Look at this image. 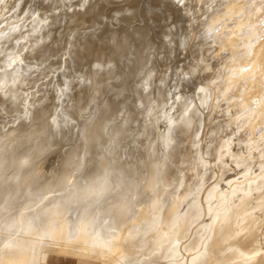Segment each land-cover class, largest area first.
Wrapping results in <instances>:
<instances>
[{"label": "bare ground", "instance_id": "obj_1", "mask_svg": "<svg viewBox=\"0 0 264 264\" xmlns=\"http://www.w3.org/2000/svg\"><path fill=\"white\" fill-rule=\"evenodd\" d=\"M27 1L0 0V264H264V0Z\"/></svg>", "mask_w": 264, "mask_h": 264}, {"label": "rangeland", "instance_id": "obj_2", "mask_svg": "<svg viewBox=\"0 0 264 264\" xmlns=\"http://www.w3.org/2000/svg\"><path fill=\"white\" fill-rule=\"evenodd\" d=\"M11 1H15V0H11ZM28 1L30 2V1H33V0H28ZM28 1H27V3L25 2V4H28V3H29ZM68 1H70V2H69L70 4H68V5L70 6V5L72 4V0H68ZM73 1H74V3H76V0H73ZM77 1H78V0H77ZM157 1H159V0H157ZM161 1L163 2V4H162V2H160V1H159L158 3H156V1H155V2H152V0H151V1L149 2V4H150V3H153V5H156V6H155L156 8H154V6H153L152 4H150L151 6L148 4L149 6L147 5L145 9L148 11V8H147V7H151V8L153 7L154 10L156 9L155 12H158V13H159V10H160V9H163L164 7H166L165 10L162 11L163 13H162L161 10H160V13H159V14H160V17H161L162 14H165L166 9H168V8L171 7L170 9H168L167 12L170 11V12L174 13V14H173V16H175V17L173 18L174 20H176L175 18H178V19H179V18H181V17L183 16V12L181 11V10H183V7H182L183 5L181 6V4L183 3L182 0H180L182 3L178 2L179 0H178V1H177V0H169V1H168V0H161ZM166 1H167V2L174 1V2L177 4V6H176V4H175V6H173L174 4H170V3H173V2H170V3L168 4ZM58 2H59V0H58ZM60 2H62V0H61ZM60 2H59V3H60ZM63 2H67V1L64 0ZM59 3H58V5H59ZM67 3H68V2H67ZM67 3H66V6H67V8H68L69 6L67 5ZM78 3H81V4H82V3H83V0H82V2H79V1H78ZM84 3H85V1H84ZM84 3H83V4H84ZM164 3H166V4H164ZM178 3H179V4H178ZM61 4H62V3H61ZM61 4H60V6H55V7H56V10H57V7H58V8H61V7L64 8V7H66L64 3H63L64 6H63V5L61 6ZM53 5H54V4H53ZM55 5H57V3H56ZM166 5H167V6H166ZM170 5H171V6H170ZM178 5H180L181 8H180ZM16 6H17V5H16ZM51 6H52V5H51ZM51 6H50V7H51ZM168 6H169V7H168ZM52 7H53V6H52ZM138 7H139V6H138ZM158 7H159L160 9H159ZM167 7H168V8H167ZM174 7H176V8H174ZM178 7H179L180 9H179ZM62 8H61V10H62ZM139 8L141 9L142 7H139ZM139 8L136 7V9H139ZM151 8H149L151 12H150V11H149V12L145 11L144 7L142 8L145 12H147L148 14H150V15H148L149 18L146 17V16H147V13H146V15H145L142 9H141V11H142L143 13H141L140 10H139V11H140V12H139V11L135 10L134 8H132V10H133V11L135 10L136 13L139 12V13H141V14H140L141 16H142L143 14H144V16H145V18H144V16H143V18L145 19V20H144L143 18H140L141 16H140V17L138 16L139 13H137V16H136V13L133 12L134 15L137 17V20H136V17L134 16V17H135V18H134V20H135L134 23H137L138 25H141L142 23L140 24V22H143V24L146 23V26H148V24H149V26H152L155 22L158 21L157 23H155V26L153 25L152 27L155 28V30H156L157 28L159 29V27L161 26V24H160V19H159L160 17L157 18V19H159V20H157V21H155V22L152 21V19L154 18L153 16H156V15H153L154 12H152L153 9L151 10ZM157 8H158V9H157ZM24 9H25V7L21 10V11H22L21 14H22L23 18H24V17L26 18V16H27V17H30V16L33 15V14H34L35 17H36V14H37V13L35 14V12H36V9H35V8H32V9H34L33 12H32V9H31V8H27V7H26L25 12H24ZM27 9H28L27 13L29 12V14H30V13L32 12V14H30V15L27 14V15H26V10H27ZM29 9H31V10H29ZM50 9H51V11H53L52 9L55 10L54 7H53V8H50ZM50 9H49V10H50ZM65 9H66V8H64L63 11H65ZM124 9H125V8H124ZM125 10H126V9H125ZM58 11H60V9H59ZM58 11H57V12L55 11V12H56V13H62V12H63V11H62V12H61V11L58 12ZM180 11H181L182 13H181ZM3 12H4V13H3ZM23 12H24V13H23ZM125 12H126V11H125ZM56 13H55V14H56ZM161 13H162V14H161ZM4 14H5V11L0 12V15H1L0 18H3ZM113 14H114V13H113ZM155 14H156V13H155ZM159 14H158V15H159ZM14 15H15V14L12 13V15H11L10 18H9L10 20H9L8 22H7L6 20H4L5 22H4V21L2 22V23H4L3 25H6L5 23L7 22L8 29H12V26H13V25H12V24H13L12 21L18 20V19H16V17H13ZM34 15H33V18H32V16H31L30 18H31V20H33V22H34V20H35L34 23L32 22V23H33L32 25L35 26L34 29H33V31H36V29H37L38 26H39V25H38L39 23H36V22H39V21H37V20H39V19L41 20L42 18H39V19H38V18L36 17L37 19H34V18H35ZM105 15H106L107 17L104 16V18H100V17H101V16H100V17H99L100 20L97 19V21H99V22L96 21V22H97V23L95 22L96 25L93 24V26L91 25L92 27H91V26H86V27H88V28L82 26V27H84V28L81 27L80 29H83V30H84V29L86 28L87 30L89 29V31H91V30L93 31V30H94L93 28H95V26H97L98 23H100L101 19H102V21H101L102 23H105V21L108 20L106 23H109V26H110V27H111V26H112V27H117V26H118V27H121V28L124 27V28H123L124 30H128V29H129V28H128V25L126 26V24L129 23V22L132 21V20H130L129 22H127V18L124 19V16L122 17L121 14H120V15H119V14L117 15L116 13H115L114 15H111L112 20H111V17H109L110 15H109V16H108L107 14H105ZM116 15H117V16H116ZM152 15H153V16H152ZM158 15H157V16H158ZM39 16L42 17L41 15H39ZM102 16H103V15H102ZM113 16H114V19H115L116 21L113 19ZM119 17H120L121 19H124L127 23H126V24H123V22L125 23V21L123 20V22H122L123 26H122V24H121V26H120V22H121L122 20H121V19L119 20ZM150 17H152V19H151ZM107 18H109V19H107ZM116 18H118V19H116ZM146 18H147L148 20L150 19V20L152 21V23H153V22H154V23H153V24L151 23V24H152V25H151V24H150L151 21H150V20L148 21ZM155 18H156V17H155ZM155 18H154V20H156ZM44 19H45V18H43L42 21H40V24L43 23V20H44ZM103 19H105V20H103ZM142 19H143V20H142ZM109 20H110V21H109ZM128 20H129V19H128ZM134 20H133V21H134ZM114 21H115V22H114ZM119 21H120V22H119ZM138 21H140V22H138ZM10 22H11V23H10ZM110 22H111V23H110ZM112 22H113V24H112ZM144 22H145V23H144ZM8 23L11 25V28H10V25H9ZM35 23H36V24H35ZM34 24H35V25H34ZM143 24H142V25H143ZM156 24L158 25V27H156ZM159 24H160V26H159ZM3 25L1 24V26H3ZM142 25H141V28L145 27V25H144V26H142ZM1 26H0V28H1ZM75 26H77V25H75ZM78 26H79V25H78ZM78 26L75 27V28L78 29V28H79ZM110 27H109V28H110ZM126 27H127L128 29H127ZM152 27H151V28H152ZM90 28H92V29L90 30ZM146 28H148V30H147L148 33L151 32V36H154V35H155V36L158 35V37L160 36V34H159L160 32H159L158 29H157L158 32L155 31V32L157 33V34H156V33H154V31H152V30H154V29L151 30V28H149V27H146ZM146 28H145V29H146ZM39 29H40V26H39ZM110 29H111V28H110ZM110 29H109V30H106V29H105V30L108 32V33H107V35H108L107 37H108V38H110L109 36H110V34H111V33H110ZM78 30H79V29H78ZM124 30H123L124 33L128 32V31H124ZM81 31H82V30H81ZM84 31H85V30H84ZM129 31H130V30H129ZM175 31H176V30H175ZM175 31H174V32H175ZM109 33H110V34H109ZM176 33H177V32H176ZM126 34L129 35V33H126ZM149 34H150V33H149ZM152 34H153V35H152ZM133 35H137V36H138V34H133ZM133 35H132L133 38L131 37V39H132V40L137 39V38H136L137 36L135 37V36H133ZM162 35H163V34L161 33V36H162ZM155 36H154V38L157 39V41L160 40L161 44H162L164 47H167V48H165V49L169 50V51H168L169 54L167 53V51H165V52L167 53V56H168V55L171 56V55L174 54V55L171 56L170 58H173L174 56H175V57H178V53H179V52H178V51L175 52V51H173V49H171V48H173V44L175 43V41L172 40V41L174 42V43L172 44V41H171V40H170L171 42L168 43V40H169V39L166 38L164 35H163L164 37L162 36V38H163L162 40H161V36L159 37L160 39H159L157 36H156V37H155ZM134 37H135V38H134ZM176 37H177V36H176ZM13 38H15V37L13 36ZM164 38L167 39V41H165ZM178 39H179V37H178ZM12 40H13V41H12ZM14 40H15V39H12V37H9V39H8V41H10V42L12 41V43L14 42ZM15 41H16V40H15ZM10 42H9V43H10ZM158 42H159V41H158ZM170 43H171V44H170ZM164 44L167 45V46H165ZM170 46H171V47H170ZM60 49H61V48H60ZM61 50H62V52H60ZM61 50L59 51V49H58L59 54H60V55H59V58H60V59H61V58L64 59V57L66 56V54L63 53V51H64L65 49H64V50L61 49ZM170 50H171V52H170ZM172 52H174V53L172 54ZM177 52H178V53H177ZM62 54H64L65 56L62 55ZM179 54H180V53H179ZM61 55H62L63 57H62ZM176 55H177V56H176ZM60 56H61V57H60ZM169 56H168V57H169ZM175 57H174V58H175ZM16 58H18V57H15V60H16ZM174 58H173L172 62L175 61ZM18 59H20V57H19ZM21 59H22L23 61H25L26 58L24 59V58L22 57ZM63 59H61L60 62H61ZM22 60H19V62H18V61H16V62L14 61V62H15V63L18 62L17 64H24V65H25V63H24ZM12 61H13V60H12ZM21 61H22V63H21ZM14 62H12V63L14 64ZM25 62L27 63L28 60H26ZM60 62L56 61V63H58V64L61 65ZM56 63L54 62L53 64L57 65ZM62 63H63V62H62ZM17 64H14V65H17ZM51 66H52V65H51ZM53 67H54V65H53ZM52 72H54V71H51V74H52ZM55 72H57V71H55ZM55 72H54L53 74H57V73H55ZM171 74H172V73H171ZM175 74H176L175 76H173L174 73H173V75H172L174 78H173V80L171 81V84H172L171 87L176 89V91H175V94H176V93H178L179 91H180V92L184 91V88H183L184 86L182 85V84H183V78H181V75H180L179 73H176V72H175ZM176 78H177V79H176ZM175 79L178 80V82H177ZM174 80H175L177 83H174V82H175ZM180 80H181V82H179ZM178 83H179V84H178ZM174 85H175V86H174ZM179 85L182 86V87L179 88ZM178 88H179V91H178ZM224 133H225V132H224ZM226 138H227V136H226ZM206 157H209V158L207 159ZM201 158H203V159L206 158V159H204V160L206 161V163H207V162H208V163H211V162L215 163V162H217V165L219 166V168L217 167V170H216V171H220V172H221V171L223 170V169H222L223 166L221 165V161H220L219 159H217V161H215L216 159H215L214 161H212V160L214 159V155H213V154H208V155L205 154V155H204L203 157H201ZM210 158H211V159H210ZM215 158H216V157H215ZM207 160H208V161H207ZM209 160H210V161H209ZM208 163H207V164H208ZM213 163H212V164H213ZM222 164H223V163H222ZM220 166H221V167H220ZM220 168H221V169H220ZM222 172L224 173V170H223ZM227 173H228V171H227V172L225 171V175H227ZM224 182H225V181H224ZM224 182H221V184H220V185H221V188H223L224 185H225L226 187L224 186L225 188L220 189V190L223 191V193L226 192L227 194H229V192H230V194H231V193H232V190H233L231 184L228 183V182H225L226 184H224ZM222 183H223V186H222ZM227 184H228V185H227ZM227 186L229 187L228 190H227V188H228ZM230 187H231V188H230ZM225 189H226L228 192H227ZM220 190H219V191H220ZM230 190H231V191H230ZM221 191H220V192H221ZM220 192H218V194H216V196L213 198V201H214V200H215V201H214V202H213V201L210 202V203H211V206H213V204H214L215 202H216V203L218 202L217 205H220V206L222 205V204H221L222 201H221V199H220L221 197H220V195H219ZM220 194H221V196L223 195L222 193H220ZM217 196H219V198H218ZM223 196H224V195H223ZM218 199H220V200L218 201ZM216 200H217V201H216ZM220 201H221V202H220ZM210 203H209V204H210ZM216 203L214 204V206H213L211 209L213 210L214 207H215V210H216V209H217V210H222V208H221V209H218V207L220 208V206H217ZM215 205H216V206H215ZM211 206L209 205V207H211ZM222 207H223V206H222ZM223 208H224V207H223ZM215 210H213V211H215ZM190 251H191V250H190ZM49 255H50V256H49ZM49 255H48V257H47V258H48V261H47L46 259H45V260H43V259L41 260V261L43 262L42 264H102L98 259H97V260H93V259H91V258H82V257H79L78 255L65 254V253H57V252H54V253L52 252V253H50ZM80 262H81V263H80Z\"/></svg>", "mask_w": 264, "mask_h": 264}, {"label": "crops", "instance_id": "obj_3", "mask_svg": "<svg viewBox=\"0 0 264 264\" xmlns=\"http://www.w3.org/2000/svg\"><path fill=\"white\" fill-rule=\"evenodd\" d=\"M47 261H48V259H47Z\"/></svg>", "mask_w": 264, "mask_h": 264}]
</instances>
